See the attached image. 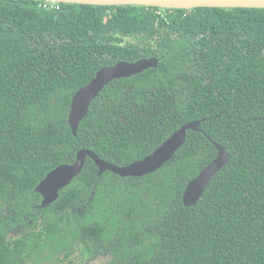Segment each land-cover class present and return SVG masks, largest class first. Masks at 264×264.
Segmentation results:
<instances>
[{"label": "trees", "instance_id": "1", "mask_svg": "<svg viewBox=\"0 0 264 264\" xmlns=\"http://www.w3.org/2000/svg\"><path fill=\"white\" fill-rule=\"evenodd\" d=\"M150 56L158 67L109 83L75 136L73 94L104 66ZM195 120L230 160L194 206L184 189L218 153L194 130L144 176L99 174L88 157L41 206L35 187L78 150L124 166ZM47 243L50 264L77 251L104 264H264V8L0 0V264Z\"/></svg>", "mask_w": 264, "mask_h": 264}, {"label": "water", "instance_id": "2", "mask_svg": "<svg viewBox=\"0 0 264 264\" xmlns=\"http://www.w3.org/2000/svg\"><path fill=\"white\" fill-rule=\"evenodd\" d=\"M51 4L60 2L95 5H143L160 8L192 9L197 7L222 8H264V0H42ZM159 58L155 56L143 57L135 61L119 60L113 65L99 69L91 80L79 88L72 96L68 123L72 133L76 136L80 122L87 116L89 108L102 90L113 80L130 77L148 68L158 67ZM202 120H195L183 124L172 133L164 142L155 148L146 157L124 166L101 158L95 151L82 148L77 151L73 163H62L50 170L35 187L41 194V206H48L58 197L60 190L68 186L83 170L87 158H91L99 168V174L109 170L121 177L144 176L156 171L171 160L176 152L187 140L188 130L200 131L214 144L218 153L192 180L183 192L185 206H194L206 191L214 176L229 162L230 152L227 148L214 140L201 128Z\"/></svg>", "mask_w": 264, "mask_h": 264}, {"label": "rangeland", "instance_id": "3", "mask_svg": "<svg viewBox=\"0 0 264 264\" xmlns=\"http://www.w3.org/2000/svg\"><path fill=\"white\" fill-rule=\"evenodd\" d=\"M50 246H51V243H47L44 247V250L40 252V255H33L29 257L26 264H50L49 260L46 259L51 254V251L49 248ZM57 257L58 255L54 256V258H57ZM72 262L73 264H104L106 262V258L104 256L98 255L93 258L91 257L86 258V262H84L83 260H81V256L79 255V252L77 251V253L72 256Z\"/></svg>", "mask_w": 264, "mask_h": 264}, {"label": "built area", "instance_id": "4", "mask_svg": "<svg viewBox=\"0 0 264 264\" xmlns=\"http://www.w3.org/2000/svg\"><path fill=\"white\" fill-rule=\"evenodd\" d=\"M54 5H55V4H51V3H48V2H46V1H44V6H47V7H48V6H51V7H52V6H54Z\"/></svg>", "mask_w": 264, "mask_h": 264}]
</instances>
